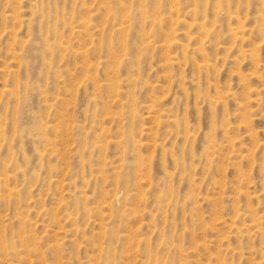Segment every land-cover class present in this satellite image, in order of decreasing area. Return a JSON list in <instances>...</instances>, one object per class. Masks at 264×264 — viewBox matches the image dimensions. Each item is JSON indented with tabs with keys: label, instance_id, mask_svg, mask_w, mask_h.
Returning a JSON list of instances; mask_svg holds the SVG:
<instances>
[{
	"label": "rangeland",
	"instance_id": "1",
	"mask_svg": "<svg viewBox=\"0 0 264 264\" xmlns=\"http://www.w3.org/2000/svg\"><path fill=\"white\" fill-rule=\"evenodd\" d=\"M0 264H264V0H0Z\"/></svg>",
	"mask_w": 264,
	"mask_h": 264
}]
</instances>
